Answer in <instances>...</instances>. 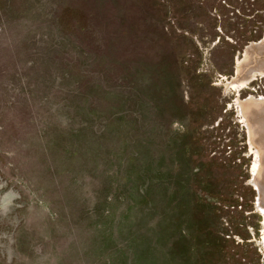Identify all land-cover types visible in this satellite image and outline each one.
<instances>
[{
    "label": "rangeland",
    "instance_id": "1",
    "mask_svg": "<svg viewBox=\"0 0 264 264\" xmlns=\"http://www.w3.org/2000/svg\"><path fill=\"white\" fill-rule=\"evenodd\" d=\"M263 172L264 0H0V264H264Z\"/></svg>",
    "mask_w": 264,
    "mask_h": 264
},
{
    "label": "bare ground",
    "instance_id": "2",
    "mask_svg": "<svg viewBox=\"0 0 264 264\" xmlns=\"http://www.w3.org/2000/svg\"><path fill=\"white\" fill-rule=\"evenodd\" d=\"M255 106V105H254ZM260 168V167H259ZM255 170V169H254ZM259 170V169H258ZM259 172V171H258ZM263 175H262V184H261V189H263L264 188V172L262 173ZM259 176V175H258ZM257 176V177H258ZM260 178V177H259ZM261 180V179H260ZM262 211H263V213H264V206L262 207Z\"/></svg>",
    "mask_w": 264,
    "mask_h": 264
}]
</instances>
